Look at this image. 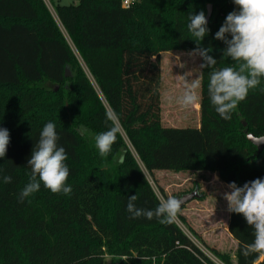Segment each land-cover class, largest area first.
I'll return each mask as SVG.
<instances>
[{
	"label": "trees",
	"instance_id": "obj_1",
	"mask_svg": "<svg viewBox=\"0 0 264 264\" xmlns=\"http://www.w3.org/2000/svg\"><path fill=\"white\" fill-rule=\"evenodd\" d=\"M209 4V32L197 45L187 17L201 11L207 17ZM54 6L151 175L215 172L225 184L238 186L264 178V150L258 153L247 138L264 135V77L224 120L209 100L211 69L203 68L200 126L161 122V54L210 47L216 67L233 66L224 58L226 45L215 39L227 14L238 10L233 0H137L128 8L122 0H79ZM106 111L45 1L0 0V128L10 133L0 158V264H106L109 258L112 264H216L175 221L130 218L129 196H137L138 208L153 209L158 201L122 133L101 157L95 141L79 131L80 126L94 136L106 131ZM47 122L56 124L58 144L68 154L67 183L73 191L54 194L41 185L21 202L31 174L27 162ZM5 175L11 183L3 182ZM228 229L236 241L234 262L212 249L224 264H264V254H242V245L254 240L242 214L230 213Z\"/></svg>",
	"mask_w": 264,
	"mask_h": 264
},
{
	"label": "clouds",
	"instance_id": "obj_2",
	"mask_svg": "<svg viewBox=\"0 0 264 264\" xmlns=\"http://www.w3.org/2000/svg\"><path fill=\"white\" fill-rule=\"evenodd\" d=\"M233 3L238 10L227 14L223 25L215 34V39L226 45L224 58H231L235 62L233 66L216 67L217 60L209 55L212 51L210 47H197L194 50L203 60L201 69H211L207 84L209 100L215 112L224 120L231 119V114L236 111L240 102L246 99L250 90L260 86L261 78L264 77V0H233ZM187 19V30L199 45L209 32L205 13L201 11L190 14ZM187 77L188 74L177 76L183 90L176 97V103L184 109H190L200 100L197 93L201 85L200 79L189 80ZM105 115L110 122L109 128L94 136L95 147L101 157L109 155L122 131L118 114L114 110L106 111ZM59 140L56 124L47 122L27 162L31 174L28 183L20 191L21 202L39 192L41 185L54 194L72 193L73 188L67 183L70 169L65 161L68 160V154L65 147L58 144ZM9 143V130L0 128V158L6 156ZM3 182L11 183L12 177L3 176ZM227 188L229 191L223 194L228 204L227 211L242 214L254 230V240L242 245V254L245 257L253 253L264 254V178L245 182L243 186L230 182ZM153 191L158 201L153 209L138 208L135 203L137 196H129L126 210L130 213V218H155L160 224H172L182 208V200L175 196L165 198L155 188Z\"/></svg>",
	"mask_w": 264,
	"mask_h": 264
},
{
	"label": "rangeland",
	"instance_id": "obj_3",
	"mask_svg": "<svg viewBox=\"0 0 264 264\" xmlns=\"http://www.w3.org/2000/svg\"><path fill=\"white\" fill-rule=\"evenodd\" d=\"M48 8L55 18L60 30L65 35L70 46L76 53L80 63L83 65L92 85L106 105L111 110L101 93L97 83L85 67L72 41L67 36L65 29L59 22L55 12V4H77L79 0H49ZM46 3V2H45ZM183 65V67H181ZM201 57L193 52L175 51L163 53L160 57L161 72V122L165 127H198L200 124V100L201 85L197 89L200 100L190 109H184L176 103V97L182 93V87L177 80V76L188 74L189 80L197 78L201 81ZM52 88L53 85L46 84ZM58 89V88H56ZM79 131L88 140L94 141V134L86 127L80 126ZM126 147L135 155L142 170L146 174L153 189L167 198L175 196L182 197L185 194L192 193L197 189L200 198H196L184 205L177 215L176 224L192 239V241L216 264H224L212 251L228 255L231 263L234 262L236 241L229 233L228 223L230 213L227 211V201L223 194L229 189L227 184L222 182L215 172H197V171H168L157 170L152 175L146 170L138 158L134 148L126 138L123 130ZM119 159V157H117ZM106 264H112L111 259Z\"/></svg>",
	"mask_w": 264,
	"mask_h": 264
},
{
	"label": "water",
	"instance_id": "obj_4",
	"mask_svg": "<svg viewBox=\"0 0 264 264\" xmlns=\"http://www.w3.org/2000/svg\"><path fill=\"white\" fill-rule=\"evenodd\" d=\"M211 15H212V5L209 4L208 5L207 17H206L207 21L210 20ZM66 76L67 77L70 76V73L68 71H66ZM244 125H246V124H244ZM247 138L254 146L257 147L258 153H261L264 150V135L261 136V137H256L253 134H248ZM196 198H200V195H199L197 189L195 191H193L192 193H188V194L183 195L179 199L182 200V202H183L182 203V207H183L184 205H186L187 203H189L190 201H192V200H194Z\"/></svg>",
	"mask_w": 264,
	"mask_h": 264
},
{
	"label": "built area",
	"instance_id": "obj_5",
	"mask_svg": "<svg viewBox=\"0 0 264 264\" xmlns=\"http://www.w3.org/2000/svg\"><path fill=\"white\" fill-rule=\"evenodd\" d=\"M46 2V4H50L49 0H44ZM137 0H122V5L124 7H130L133 3H135ZM51 5V4H50Z\"/></svg>",
	"mask_w": 264,
	"mask_h": 264
},
{
	"label": "crops",
	"instance_id": "obj_6",
	"mask_svg": "<svg viewBox=\"0 0 264 264\" xmlns=\"http://www.w3.org/2000/svg\"><path fill=\"white\" fill-rule=\"evenodd\" d=\"M169 52H175V51H169ZM184 52H193V51H184ZM163 53H167V52H163ZM163 53H162V54H163ZM162 54H161V55H162ZM160 57H161V56H160ZM199 126H200V124H199Z\"/></svg>",
	"mask_w": 264,
	"mask_h": 264
}]
</instances>
